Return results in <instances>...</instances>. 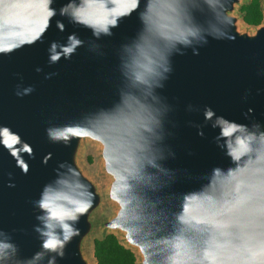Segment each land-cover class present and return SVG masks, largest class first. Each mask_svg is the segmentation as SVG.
<instances>
[{"label":"water","instance_id":"1","mask_svg":"<svg viewBox=\"0 0 264 264\" xmlns=\"http://www.w3.org/2000/svg\"><path fill=\"white\" fill-rule=\"evenodd\" d=\"M247 1L0 0V264H92L98 228L138 264H264V3L251 31Z\"/></svg>","mask_w":264,"mask_h":264},{"label":"trees","instance_id":"2","mask_svg":"<svg viewBox=\"0 0 264 264\" xmlns=\"http://www.w3.org/2000/svg\"><path fill=\"white\" fill-rule=\"evenodd\" d=\"M238 10L248 25L256 26L263 20L262 0L244 2ZM92 254L96 264H138L135 252L123 245L113 232L92 239Z\"/></svg>","mask_w":264,"mask_h":264},{"label":"rangeland","instance_id":"3","mask_svg":"<svg viewBox=\"0 0 264 264\" xmlns=\"http://www.w3.org/2000/svg\"><path fill=\"white\" fill-rule=\"evenodd\" d=\"M262 3H264V0H262ZM238 7L239 5H237L234 14L240 17L238 21L240 29H248L253 31L255 26L248 25L245 22H243ZM98 152H99V145L97 143L91 141H85L82 145V149L80 152V163L84 168V170L86 171V173L94 177L104 189L106 187V183L103 177H101L100 175L101 162L99 159ZM89 156H90V161H89ZM115 209L116 208L113 204L105 203L100 211V217L108 218L112 216L115 212ZM105 233L107 232H104L101 228H98L87 239L86 242L87 256L92 261V264H96L92 254V239L94 237H101ZM115 234L118 236L119 239H121L120 233L115 232ZM135 254L138 258V253L136 251Z\"/></svg>","mask_w":264,"mask_h":264}]
</instances>
